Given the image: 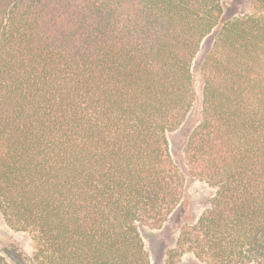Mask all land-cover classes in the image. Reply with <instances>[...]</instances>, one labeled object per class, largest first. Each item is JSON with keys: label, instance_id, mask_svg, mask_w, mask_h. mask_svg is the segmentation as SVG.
<instances>
[{"label": "trees", "instance_id": "16d2710c", "mask_svg": "<svg viewBox=\"0 0 264 264\" xmlns=\"http://www.w3.org/2000/svg\"><path fill=\"white\" fill-rule=\"evenodd\" d=\"M0 0V213L28 264H151L142 226L183 204L170 135L214 194L178 247L264 264V0ZM0 264H11L0 256Z\"/></svg>", "mask_w": 264, "mask_h": 264}, {"label": "rangeland", "instance_id": "374dc122", "mask_svg": "<svg viewBox=\"0 0 264 264\" xmlns=\"http://www.w3.org/2000/svg\"><path fill=\"white\" fill-rule=\"evenodd\" d=\"M254 0H227L224 5V15L221 22L251 11ZM214 35L208 38L197 57L194 66V86L197 101L188 120L182 128L170 135L172 153L179 171L186 179V198L175 214L161 227L142 226L141 234L150 257L151 264H206L199 261L193 254H182L178 247L181 227L186 223H194L209 207L214 194L207 183L188 172L185 162V145L189 133L198 123L201 112V91L204 82L201 73L203 56L209 50ZM34 251V242L29 233L19 232L10 228L0 213V256L11 264H28Z\"/></svg>", "mask_w": 264, "mask_h": 264}]
</instances>
